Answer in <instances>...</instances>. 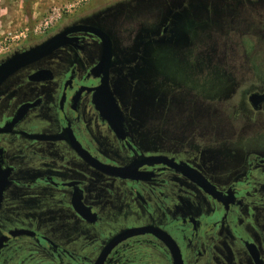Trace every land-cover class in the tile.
Masks as SVG:
<instances>
[{
	"label": "flooded vegetation",
	"instance_id": "1",
	"mask_svg": "<svg viewBox=\"0 0 264 264\" xmlns=\"http://www.w3.org/2000/svg\"><path fill=\"white\" fill-rule=\"evenodd\" d=\"M116 23L50 35L100 27L108 59L76 30L0 85V264H264V102L249 101L264 89L245 88L254 130L233 134L215 106L202 127L195 90L168 88L183 71L153 51L169 22ZM170 120L215 149L170 137Z\"/></svg>",
	"mask_w": 264,
	"mask_h": 264
},
{
	"label": "rangeland",
	"instance_id": "2",
	"mask_svg": "<svg viewBox=\"0 0 264 264\" xmlns=\"http://www.w3.org/2000/svg\"><path fill=\"white\" fill-rule=\"evenodd\" d=\"M105 13L114 14L110 18L116 25L128 29L132 21L138 33L156 36L171 23L170 43L153 49L168 53L170 73L183 71L182 81L169 79L168 88L181 83L195 90L202 127L209 107L214 112L215 106L218 121L230 123L233 134L254 130L245 88L258 83L264 89V0H0V61L68 22L91 19L98 24L96 17ZM189 130L188 121H169L170 137L215 149L213 136L200 135L199 140L188 136Z\"/></svg>",
	"mask_w": 264,
	"mask_h": 264
},
{
	"label": "water",
	"instance_id": "3",
	"mask_svg": "<svg viewBox=\"0 0 264 264\" xmlns=\"http://www.w3.org/2000/svg\"><path fill=\"white\" fill-rule=\"evenodd\" d=\"M105 14L110 17L111 16L113 17L114 15L112 13H105ZM101 15L96 17L98 21H100ZM81 29L90 30L102 39V42L104 45V53L106 54L104 57L108 59L107 54L109 55L110 53V39L107 33L103 31L100 27H97L94 25L74 24L48 37L47 39L41 41L40 43L34 44L23 50L16 51L13 54L1 60L0 61V85L4 82V80H6L10 75H12L14 72H16L21 67L52 53L54 50H56L60 46L66 44L68 40L67 39L68 33L74 32L76 30H81ZM165 29L166 30L168 29V32L171 31V23H169V25H166ZM249 101L254 108H257L258 105L264 102V92L251 93L249 96Z\"/></svg>",
	"mask_w": 264,
	"mask_h": 264
}]
</instances>
